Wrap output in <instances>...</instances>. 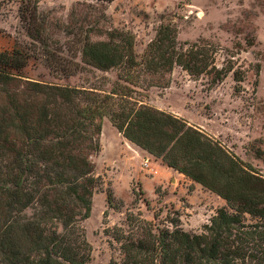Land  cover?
Wrapping results in <instances>:
<instances>
[{
  "label": "trees",
  "instance_id": "1",
  "mask_svg": "<svg viewBox=\"0 0 264 264\" xmlns=\"http://www.w3.org/2000/svg\"><path fill=\"white\" fill-rule=\"evenodd\" d=\"M38 2L19 0L29 42L0 51V264H87L91 246L81 222L103 185L94 158L104 119L225 202L193 232L146 218L134 188L127 207L108 189V264H264V175L183 118L150 105L146 94L168 87L176 67L212 85L228 74L235 82L248 71L258 76L259 62L217 65L220 47L204 38L179 42L176 27L163 22L138 53L135 36L104 12L75 18L73 8L66 23L54 20L75 50L63 55ZM36 58L53 79L84 77L76 85L32 78L23 69ZM108 210L121 214L112 225Z\"/></svg>",
  "mask_w": 264,
  "mask_h": 264
},
{
  "label": "rangeland",
  "instance_id": "2",
  "mask_svg": "<svg viewBox=\"0 0 264 264\" xmlns=\"http://www.w3.org/2000/svg\"><path fill=\"white\" fill-rule=\"evenodd\" d=\"M93 6L99 13L93 11ZM18 8L19 0H0V51L10 50L16 41L29 42ZM71 8L75 18L80 12L81 16L83 12L94 16L104 12L114 27L135 36L134 48L138 53L163 22L176 27L179 42L204 38L220 47L217 65L226 59H232L233 67L259 62L258 76L248 71L243 81L235 82L228 74L212 85L176 67L168 87H152L146 94L150 105L183 118L264 175V0H39L37 9L49 16L48 31L59 41L55 45L63 55L75 50L62 31L65 25L61 27L54 20L58 17L66 23ZM56 23L60 28L55 27ZM23 72L32 78L70 85L80 83L84 77L77 74L53 79L41 58L31 59ZM107 74L113 76V72ZM100 142L101 150L94 161L95 172L101 176L103 185L93 194L90 214L81 222L91 246L87 264L109 262L110 250L102 233L108 189L127 207L134 188L146 218L157 223L166 219L193 232H199L202 224L219 207L225 206L218 195L198 183L193 184L184 174L124 138L107 119L102 122ZM120 215L108 210V225Z\"/></svg>",
  "mask_w": 264,
  "mask_h": 264
},
{
  "label": "crops",
  "instance_id": "3",
  "mask_svg": "<svg viewBox=\"0 0 264 264\" xmlns=\"http://www.w3.org/2000/svg\"><path fill=\"white\" fill-rule=\"evenodd\" d=\"M128 143V145H130V143L129 142H127ZM193 184H196V183H193Z\"/></svg>",
  "mask_w": 264,
  "mask_h": 264
}]
</instances>
